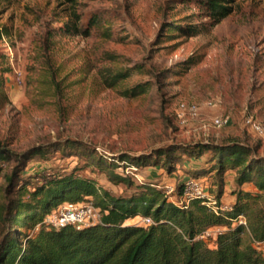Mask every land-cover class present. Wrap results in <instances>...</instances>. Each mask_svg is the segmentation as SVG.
<instances>
[{
  "label": "rangeland",
  "instance_id": "obj_1",
  "mask_svg": "<svg viewBox=\"0 0 264 264\" xmlns=\"http://www.w3.org/2000/svg\"><path fill=\"white\" fill-rule=\"evenodd\" d=\"M205 1L0 0V150L7 157L0 163V234L13 154L32 148L46 152L28 159L15 188L32 191L44 178L72 174L115 197L151 185L171 203L184 178H196L185 174L198 169L220 205L231 207L239 188L256 193L252 184L237 186L228 169L217 200L213 155L182 152L233 142L264 159V130L243 123L251 115L264 129V0H220L229 11L217 22ZM181 102L198 104V117L180 123ZM219 116L229 120L216 128L210 122ZM167 148L179 155L171 169L161 159L135 164ZM117 156L130 164L110 165ZM83 200L95 204L93 196ZM256 207L264 208V196ZM254 245L264 256V242Z\"/></svg>",
  "mask_w": 264,
  "mask_h": 264
},
{
  "label": "trees",
  "instance_id": "obj_2",
  "mask_svg": "<svg viewBox=\"0 0 264 264\" xmlns=\"http://www.w3.org/2000/svg\"><path fill=\"white\" fill-rule=\"evenodd\" d=\"M203 4L214 22L229 11L220 0H206ZM65 27L68 31L78 29L68 24ZM45 150L32 148L13 154L19 170L6 176L0 264H264V256L254 245L264 242V208L256 207L264 196V159L256 158L250 148L233 142L219 145L200 142L182 149L195 158L203 152L213 155L217 200L222 192L224 171L228 169L236 171L233 180L237 186L255 187L256 193L241 188L232 191L233 205L217 214L199 199L191 200L186 208L178 207L151 185L137 186V192L128 197L98 193L92 181L72 174L44 178L32 191L23 184L15 188L28 159L44 154ZM125 158L117 156L110 160V165L112 162L116 167L129 165ZM157 159H161L162 168L169 170L179 155L173 149H157L149 156H137L134 161L136 165L147 162L156 166ZM6 160L0 150V163ZM196 171L199 170L194 175L189 172L185 175L199 178L206 174L205 170ZM185 178L177 186V199ZM13 191L16 196L10 195ZM88 196H93L94 205L99 208L98 223L77 229L71 225L54 227L44 221L61 202H80ZM136 215L150 216L152 223L148 226L127 223ZM238 216L244 217V224H235ZM213 227L224 230L214 238L201 237Z\"/></svg>",
  "mask_w": 264,
  "mask_h": 264
},
{
  "label": "built area",
  "instance_id": "obj_3",
  "mask_svg": "<svg viewBox=\"0 0 264 264\" xmlns=\"http://www.w3.org/2000/svg\"><path fill=\"white\" fill-rule=\"evenodd\" d=\"M176 117L180 123L185 122L188 119H195L199 114V105L196 103H184L178 104L175 111ZM229 118L227 116H219L212 118L210 124L216 128L224 126L228 123ZM244 125H246L251 131L261 134L263 127L251 116L248 115L244 118ZM204 179L195 178L187 179L184 181L181 196L172 201L173 204L178 207L186 208L189 202L193 199L201 200V204L218 213L221 211L229 210L231 207H225L216 202V199L207 193L203 187ZM173 192L172 187H166V193ZM241 217V216H238ZM44 221L51 224L54 227H61L64 225H71L75 228H83L86 226L94 225L100 221V211L88 200H82L80 202H64L59 204L54 210L48 213ZM152 223L150 216H139L136 222L137 225L148 226ZM240 224H244V221L239 220ZM206 232L201 236L204 237ZM261 242L257 243L260 244Z\"/></svg>",
  "mask_w": 264,
  "mask_h": 264
},
{
  "label": "crops",
  "instance_id": "obj_4",
  "mask_svg": "<svg viewBox=\"0 0 264 264\" xmlns=\"http://www.w3.org/2000/svg\"><path fill=\"white\" fill-rule=\"evenodd\" d=\"M160 170H162V169H158V171L156 172V175L158 174V173H160ZM201 179H205V177H200ZM127 223H129V224H132L131 222H130V220L127 222ZM135 224V223H134Z\"/></svg>",
  "mask_w": 264,
  "mask_h": 264
}]
</instances>
